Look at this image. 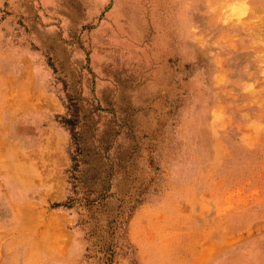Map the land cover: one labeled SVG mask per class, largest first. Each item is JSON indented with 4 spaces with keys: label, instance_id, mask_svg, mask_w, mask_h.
<instances>
[{
    "label": "rangeland",
    "instance_id": "rangeland-1",
    "mask_svg": "<svg viewBox=\"0 0 264 264\" xmlns=\"http://www.w3.org/2000/svg\"><path fill=\"white\" fill-rule=\"evenodd\" d=\"M263 25L0 0V264H264Z\"/></svg>",
    "mask_w": 264,
    "mask_h": 264
},
{
    "label": "bare ground",
    "instance_id": "bare-ground-1",
    "mask_svg": "<svg viewBox=\"0 0 264 264\" xmlns=\"http://www.w3.org/2000/svg\"><path fill=\"white\" fill-rule=\"evenodd\" d=\"M244 3H245V2H244ZM231 7H232V6H231ZM256 10H257V9H256ZM258 12L260 13V11H258ZM258 15H259V14H258ZM263 26H264V25H263ZM263 30H264V29H263ZM263 30H262V31H263ZM263 32H264V31H263ZM256 33H257V32H256ZM259 34L261 35V31H260ZM262 34H264V33H262ZM260 35H259V37H260ZM262 36H264V35H262ZM262 36H261V37H262ZM263 38H264V37H262V39H263ZM261 56H262V55H261Z\"/></svg>",
    "mask_w": 264,
    "mask_h": 264
}]
</instances>
